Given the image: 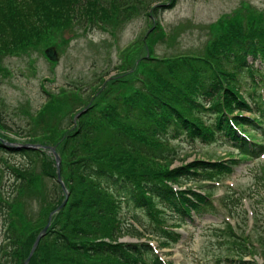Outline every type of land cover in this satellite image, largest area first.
<instances>
[{"label": "rangeland", "instance_id": "rangeland-1", "mask_svg": "<svg viewBox=\"0 0 264 264\" xmlns=\"http://www.w3.org/2000/svg\"><path fill=\"white\" fill-rule=\"evenodd\" d=\"M44 1L0 0V9L17 13L28 26L26 33L32 34L26 41L17 40L23 31L0 21V115L13 129L38 135L40 138L35 140L47 143H41L38 147L41 151L31 155L33 171L21 174L28 179L21 182L24 186L18 201H13L12 187L17 182L13 179L12 168L25 159L18 154L0 151V202H4L10 210L15 208L23 214L22 218H18L16 215L19 213L0 208V244L4 243L2 238L6 230L3 220L10 215L25 222L16 223L26 235L24 252L29 251L28 245L32 243L30 235L48 223L50 214L64 200V206L53 215V225L59 228L60 222L70 215L71 210L68 209L74 201L63 173L70 175L71 168L65 164L64 170L61 169V177L68 190L66 199V193L57 181L55 157L47 146L55 144L62 161L61 152L57 149L66 145L67 137V147L75 143L71 138L74 135H70L72 131H67L79 125V118L88 106L93 104L92 112L99 113L101 108L114 105L118 97L133 94L134 90L144 86L148 72H154L159 60L164 58L186 56V61L202 64L201 73L206 69L213 72V59L199 58L207 57L208 49L221 42L224 27L230 19L241 20L245 27L254 18L261 19L258 27L264 24V0H139L138 3L132 0L131 5H127L125 0H104L107 8L92 3L93 0H85L86 5L65 7L60 14L59 10L53 9L57 13L52 14L51 19L50 14L45 12ZM162 4L163 8L160 7ZM48 50L53 57L49 56ZM247 61L249 64L254 62V66L264 74L263 62L251 56ZM166 64L172 65L169 62ZM234 64L229 62L223 66L231 69ZM253 78L260 80V73L254 77L248 72L243 74L241 89L246 98L252 86L264 92V82L256 86L258 82L254 84ZM163 87L166 85L163 84ZM225 87L229 88L224 86L223 94L227 93ZM230 90L236 92L233 87ZM238 92V97L245 101L241 91ZM234 106L230 112L231 119L234 118L235 125L239 124L248 132L251 125L243 117H253V113L236 103ZM108 126L111 128L107 131L116 130V127ZM99 128L93 132L90 142L97 139L102 143L98 148H102L105 142L112 141L107 138L109 132L103 126ZM250 133L256 142L264 145L259 134ZM6 134L10 139H4L10 142H35L15 132L6 131ZM241 134L245 133L238 130V135ZM167 144L169 147L163 145V149L154 152L158 160L163 158L159 164L164 167L162 170L182 166L194 169L198 160L222 162L218 165L206 164L204 171L218 167L223 171L220 175L212 173L210 177L202 178L193 174L190 175L192 179L182 176L180 180L168 183L174 189L184 190L187 195L192 191L210 195L217 210L203 216L193 212V222L179 224L170 211L160 210L166 206L161 205L157 211L166 220L169 233L163 230L160 233L149 213L138 207L134 210L125 206L124 214L129 220L125 223L137 226L144 233L140 241L152 244L162 259L173 264H240L235 260L239 258L255 259L264 264V150L259 154L248 151V157H242L244 155L236 147L219 137L217 140L202 138L194 141L182 137L167 141ZM116 149L122 148L118 144ZM82 150L88 152L87 148ZM68 178L77 180V175L74 173ZM73 186L76 197L81 188L79 183H73ZM134 212L140 214V222L132 218ZM172 230L180 233L177 241L170 239ZM245 231L250 234L249 241H253V246H249L251 254L241 257L234 243L247 236ZM133 233L134 229L130 228L118 241L137 240ZM53 238V234L47 236V240ZM38 250L33 264L41 263L47 257L46 244ZM3 252L0 250V259ZM22 257H19L20 261ZM227 257L234 259L228 261ZM19 260L17 258L13 264H19Z\"/></svg>", "mask_w": 264, "mask_h": 264}, {"label": "trees", "instance_id": "trees-1", "mask_svg": "<svg viewBox=\"0 0 264 264\" xmlns=\"http://www.w3.org/2000/svg\"><path fill=\"white\" fill-rule=\"evenodd\" d=\"M125 1L127 5L133 2ZM43 3H45V12L50 14V19L52 14L57 13L55 10H59L60 14L65 7L68 9L72 6L86 5L85 0H46ZM92 3L105 8L108 6L104 0H93ZM0 11H2L0 21L23 31L22 36L17 40L26 41L28 35H32L26 33L28 26L17 13L9 9H0ZM44 17L49 20L48 17ZM230 20L224 27L221 42L208 49L207 57L199 58L213 59L211 60L213 72L206 69L201 73L202 64H195L192 60L186 61V56L158 59L159 65L154 72L153 70L148 72L142 88L134 90L131 95L118 97L114 105L101 108L99 113L92 112L93 104L88 106L79 118V125L67 131H72L70 135H74L71 138H74L75 143L73 142L70 148L67 147L69 140L67 137L66 145H62L57 150L61 152L62 171L66 164L71 168L68 173L77 175L75 180L63 173L65 183L69 185V189L71 188L70 196L72 194L74 202L68 209L71 210L70 215L64 222H60L59 228L53 225V220L47 236L53 234L54 238L47 240V236L43 237L37 247L40 249L46 244L47 257L41 263L35 262V264H173L162 259L155 252L156 248L152 244L140 241L144 233L137 226L125 223L129 220L125 217L124 207L131 206L134 210L135 207L141 208L149 213L160 233L162 230L164 233L165 231L169 233L165 225L166 220L157 211L159 206L165 204L166 206L161 207L160 210L170 211L169 213L180 222L179 224L193 220V212L201 216L215 210L216 206L212 197L206 193L192 191L190 192L192 196L187 195L184 190L174 189L168 183H174L182 176L192 179L190 175L193 174L202 178L210 177L211 174L204 172L206 164L218 165L222 162L198 160L194 169L182 166L179 169L162 170L164 167L159 164L163 158L158 160V155L154 152L159 151V148L163 149V145L168 146L167 141L180 138L182 135L191 141L202 138L215 139L218 136L230 144L237 145L241 153L258 154L264 150V145L255 142L248 135H238L237 130L245 131L239 124L235 125L236 121L230 117L235 103L239 107L253 109L258 118H243L249 125L256 126L264 138V93L249 91V102L241 89L243 74L246 72L251 77L260 73L261 80L264 79V74L254 66V62L249 64L247 61L248 56H251L252 59H259L264 63V24L258 27L261 19L254 18L245 27L241 20ZM227 60L236 64L231 69H226L223 65L229 64ZM166 62L172 65L167 66ZM181 62L184 64H180ZM149 77L152 79L148 80ZM261 80L253 78L254 84L260 83ZM163 84L166 87H163ZM224 86L229 88L225 87L227 93L223 94ZM231 87L236 92L230 90ZM238 91H241V97L245 101L238 97L237 93L240 94ZM102 94L103 92L97 98L99 99ZM223 97L224 101H222ZM108 125L116 127V130L107 131V128H111ZM100 126H103L107 133L109 132L110 136L107 138L112 141L111 144L105 142V147L102 148H98L102 145L99 140L90 142V138L93 139V132L100 129ZM30 128L31 126L28 129ZM0 131H2L0 151L18 154L25 159L22 164L12 168L13 179L17 182V184L13 183L12 187L13 201H18L24 186L21 182L28 179L21 174L25 171H33L34 163L31 155L41 149L7 146L1 139L2 137L10 139L6 131H11L35 142H46L35 140L40 136H33L23 129H13L4 121L2 115H0ZM118 144L121 150L116 149ZM82 148H87L88 152L83 151ZM149 160L154 164L152 165ZM220 171L216 167L209 172ZM73 183H79L81 188L76 197H74L76 188ZM0 208L3 211L19 213L16 215L18 218L23 217L18 210H14L15 208L10 210L4 202H0ZM132 218L137 222L141 221L140 214L136 212L133 213ZM17 222L25 223L11 218L10 215L3 220L6 230L2 238L4 243L0 244V250H4L0 264L16 263V259L19 260L21 255L23 257L21 261L19 260V264H24L34 239L41 230L38 229L34 235H30L32 243L28 245L29 251L24 252L26 235L16 226ZM128 227L134 229L133 237L139 240L119 242V238L130 229ZM246 233V237L234 243V248L240 251L238 254L241 257L251 254L249 246H253V241H249L250 234ZM169 235L171 240L177 241L180 233L172 230ZM232 236L234 237L233 234ZM38 249L29 264L34 263ZM239 259L242 264H260L255 259L248 261Z\"/></svg>", "mask_w": 264, "mask_h": 264}, {"label": "water", "instance_id": "water-1", "mask_svg": "<svg viewBox=\"0 0 264 264\" xmlns=\"http://www.w3.org/2000/svg\"><path fill=\"white\" fill-rule=\"evenodd\" d=\"M48 54H49L50 57H53V54H52L51 50H48ZM5 144H7V145H9V144L12 145L13 144L16 147H25V148H38L41 145V144H37V143H10V142H5ZM47 147H49L51 149V151L53 152V154H54V157H55V160H56V163H57V181H59L61 183L62 188H63V190L66 193V199H67L68 198V190H67V188L65 186V183H64V181H63V179L61 177V167H60L61 158H60L58 152L56 151L55 146H47ZM65 202H66V200H64V202L62 204H60L58 206V208L55 209L50 214L48 223L41 229V231L36 236V238H35V240H34V242L32 244V247L30 249V252H29L28 256L26 257V259L24 261V264H29L30 259H31L32 255L35 253V251H36V249H37L42 237L47 233V230H48L49 226L52 223V218H53L54 213L58 212L64 206Z\"/></svg>", "mask_w": 264, "mask_h": 264}, {"label": "bare ground", "instance_id": "bare-ground-1", "mask_svg": "<svg viewBox=\"0 0 264 264\" xmlns=\"http://www.w3.org/2000/svg\"><path fill=\"white\" fill-rule=\"evenodd\" d=\"M249 102H250V99H247ZM251 104V103H250ZM252 105V104H251ZM253 106V105H252ZM247 108V110H250L252 113H253V115H254V112H253V109H251V108H248V107H246ZM249 118H251V117H249Z\"/></svg>", "mask_w": 264, "mask_h": 264}]
</instances>
